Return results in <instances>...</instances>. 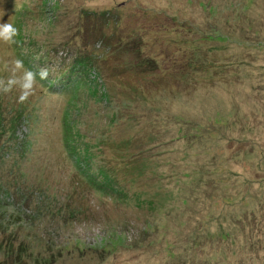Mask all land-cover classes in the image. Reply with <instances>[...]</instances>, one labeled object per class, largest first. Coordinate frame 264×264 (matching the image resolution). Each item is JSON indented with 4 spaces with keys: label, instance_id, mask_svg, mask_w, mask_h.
Listing matches in <instances>:
<instances>
[{
    "label": "rangeland",
    "instance_id": "374dc122",
    "mask_svg": "<svg viewBox=\"0 0 264 264\" xmlns=\"http://www.w3.org/2000/svg\"><path fill=\"white\" fill-rule=\"evenodd\" d=\"M2 10L0 78L36 75L0 92V264H264V0Z\"/></svg>",
    "mask_w": 264,
    "mask_h": 264
},
{
    "label": "clouds",
    "instance_id": "9594fccd",
    "mask_svg": "<svg viewBox=\"0 0 264 264\" xmlns=\"http://www.w3.org/2000/svg\"><path fill=\"white\" fill-rule=\"evenodd\" d=\"M5 10L0 11V17L3 16ZM17 27L9 22V20H0V40L12 42L17 34ZM12 67L9 70V75L0 78V92L7 93L13 87L19 89L17 96L18 102L26 100L34 91L35 73L30 69L19 70L23 67L20 59L11 61ZM19 72V74H18ZM41 79L47 76V71L41 69L38 73Z\"/></svg>",
    "mask_w": 264,
    "mask_h": 264
},
{
    "label": "trees",
    "instance_id": "16d2710c",
    "mask_svg": "<svg viewBox=\"0 0 264 264\" xmlns=\"http://www.w3.org/2000/svg\"><path fill=\"white\" fill-rule=\"evenodd\" d=\"M94 13V12H93ZM130 36H132V37H130ZM134 36H136V35H129L128 37H127V40H128V42H125V48H127V49H134V50H137V51H135L134 53H135V55L133 54V56L135 57V63H137L139 66H145V65H147V63L149 64V65H151L150 66V68H153L152 69V71L153 72H155L156 71V69H157V71L159 70L160 71V68H159V65H160V61L158 60V59H156V57L154 56V54H147L146 53V51L144 50L145 48H140L139 46H140V43L138 42V37H134ZM126 40V41H127ZM143 52L145 53L144 55H143ZM147 54V55H146ZM33 56V55H32ZM30 56H26V55H23L22 56V62L24 63V64H27V58H29ZM34 57V56H33ZM78 61V62H77ZM76 62H77V64H83V66L84 67H86L87 66V63H85L84 62V57L83 58H77L75 61H74V64H72L71 65V72H72V74L75 72V70H74V68H73V66L74 67H76ZM144 62H146V64H143ZM30 62H28V64H29ZM33 65V63H30V66H32ZM36 69L37 70H41V69H43V70H45V68H43L42 66H40V65H37V67H36ZM46 71H47V69H46ZM79 72V71H78ZM62 77H64V78H61L60 79V82L61 83H65V82H67L68 84L70 83V85L72 86V85H74V80L71 78L72 76H62ZM67 77H70V78H67ZM41 79V78H40ZM69 79H71V80H69ZM75 79V78H74ZM42 80H47V81H54V79H52V78H49V77H45V78H43ZM72 93H73V95H75V88H72V91H71ZM150 107H153V108H156L155 106H154V104H153V101H151L150 102ZM65 121H66V124H67V134H68V132L71 130L72 131V128L71 127H73V122H75V120H72L71 119V117H70V115H69V113L68 112H66L65 113ZM78 133H81L79 130H78ZM74 146H69V148H73ZM71 152H74L73 150H70ZM76 158H78V165H82V161H81V159L76 155V157H75V161H77L76 160ZM113 170H116V169H113ZM89 171H91V170H89ZM88 171V172H89ZM109 178L111 179V180H114L115 179V177L114 176H112V178L109 176ZM110 180V181H111ZM112 187V189L114 190V191H117L116 190V186H111ZM123 193L125 194V192H124V190H123ZM123 194V195H124Z\"/></svg>",
    "mask_w": 264,
    "mask_h": 264
}]
</instances>
